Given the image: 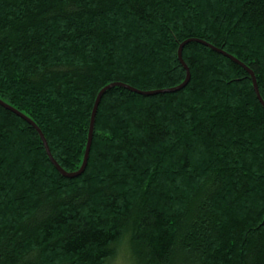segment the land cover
<instances>
[{
  "label": "trees",
  "instance_id": "16d2710c",
  "mask_svg": "<svg viewBox=\"0 0 264 264\" xmlns=\"http://www.w3.org/2000/svg\"><path fill=\"white\" fill-rule=\"evenodd\" d=\"M249 69L264 0H0V264H264Z\"/></svg>",
  "mask_w": 264,
  "mask_h": 264
},
{
  "label": "water",
  "instance_id": "95a60500",
  "mask_svg": "<svg viewBox=\"0 0 264 264\" xmlns=\"http://www.w3.org/2000/svg\"><path fill=\"white\" fill-rule=\"evenodd\" d=\"M188 41H190V40H188ZM188 41H186V42H188ZM186 42H183V43L181 44V46H180V49H179V57H180V60L183 62V64L186 66L187 71H188V75H187L186 80H185L182 84H180L178 87H176V88H174V89H172V90H175V89H179V88L184 87V86L189 82L190 77H191L190 69H189L187 63L185 62V60H184V58H183V48H184ZM235 59H236V58H235ZM236 60H238V59H236ZM238 61H239V60H238ZM239 62H240V61H239ZM240 63H241V62H240ZM249 70H250L251 74H252L253 77H254V83H255V89H256V92H257V94H258L260 100H261L262 103L264 104V99L262 98V95H261V93H260V90H259V87H258V84H257V81H256V76H255L254 72H253L251 69H249ZM116 84H120V83H112V84L106 86L105 88H103V89L101 90V92L99 93V96H98V98H97V100H96L95 107H94V111H93V117H92V123H91V136H90V140H89V144H88V148H87V152H86V156H85L84 164H83L82 168H81L78 172H67L66 170H64V169L58 164V162L54 159V157H53V155H52V153H51V150H50V147H49L48 141H47V139H46L44 133H43L42 130L36 125L37 128H38V130H39L40 133H41V136H42L44 142H45V145H46V148H47V150H48L49 155L53 158L54 162H55V163L57 164V166L61 169V171H63L66 175H68V176H75V175H78L79 173H81V172L85 169V167H86V165H87V162H88L90 149H91L92 131H93L94 124H95V117H96V113H97V108H98V106H99L100 100H101L102 95L104 94V92H105L107 89H109L110 87H112V86H114V85H116ZM126 86L129 87V88L134 89L133 87H131V86H129V85H126ZM0 102L3 103V104H5V105H7V106H9L8 104L4 103L1 99H0ZM9 107H11V106H9ZM12 109H14V108H12ZM14 110H16V109H14ZM20 114H21V113H20ZM22 115H23V114H22ZM24 117L27 118L29 121H31L28 117H26V116H24ZM31 122L34 123L33 121H31ZM34 124H35V123H34Z\"/></svg>",
  "mask_w": 264,
  "mask_h": 264
},
{
  "label": "rangeland",
  "instance_id": "374dc122",
  "mask_svg": "<svg viewBox=\"0 0 264 264\" xmlns=\"http://www.w3.org/2000/svg\"><path fill=\"white\" fill-rule=\"evenodd\" d=\"M110 264H138L132 254L127 236L120 242L116 256L111 260Z\"/></svg>",
  "mask_w": 264,
  "mask_h": 264
}]
</instances>
